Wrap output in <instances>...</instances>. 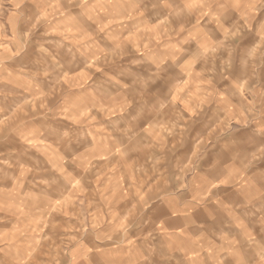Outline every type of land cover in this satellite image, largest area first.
Listing matches in <instances>:
<instances>
[{
    "label": "clouds",
    "instance_id": "9594fccd",
    "mask_svg": "<svg viewBox=\"0 0 264 264\" xmlns=\"http://www.w3.org/2000/svg\"><path fill=\"white\" fill-rule=\"evenodd\" d=\"M0 264H264V0H0Z\"/></svg>",
    "mask_w": 264,
    "mask_h": 264
}]
</instances>
